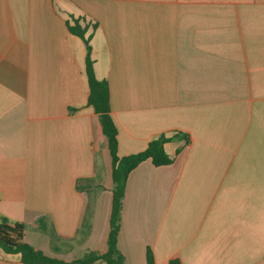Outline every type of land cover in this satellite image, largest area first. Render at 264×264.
I'll list each match as a JSON object with an SVG mask.
<instances>
[{"label":"crops","instance_id":"1","mask_svg":"<svg viewBox=\"0 0 264 264\" xmlns=\"http://www.w3.org/2000/svg\"><path fill=\"white\" fill-rule=\"evenodd\" d=\"M72 17L93 33L119 155L180 136L172 164L128 177L126 264L148 248L156 264H264V0H0V222L66 262L108 249L112 157ZM0 264L23 263L0 249Z\"/></svg>","mask_w":264,"mask_h":264},{"label":"trees","instance_id":"2","mask_svg":"<svg viewBox=\"0 0 264 264\" xmlns=\"http://www.w3.org/2000/svg\"><path fill=\"white\" fill-rule=\"evenodd\" d=\"M80 21L79 18L72 17V22L68 21V28L72 34L80 37L86 45V74L89 84L88 106L92 107L99 116L112 157L113 200L107 240L108 249L105 253L90 251L82 258L72 262L52 258L24 242V224L11 223L9 219L3 218L0 222V249L7 255L18 256L23 264H94L100 260L107 264H126L125 257L118 247V240L128 177L134 169L147 160H151L156 167L172 164L173 159L166 153L165 144L180 138L179 135L170 137L162 135L151 141L144 151L127 156L119 155V131L112 116L110 87L106 80L98 79L95 74L91 46L93 33H88L89 25L83 26ZM96 27L97 25L94 24L93 30ZM40 227L45 229V225L41 221ZM147 264H156L150 248L147 250ZM171 264L178 263L172 261Z\"/></svg>","mask_w":264,"mask_h":264},{"label":"rangeland","instance_id":"3","mask_svg":"<svg viewBox=\"0 0 264 264\" xmlns=\"http://www.w3.org/2000/svg\"><path fill=\"white\" fill-rule=\"evenodd\" d=\"M76 260H78V259H76ZM73 261H75V260H73ZM72 262V261H71Z\"/></svg>","mask_w":264,"mask_h":264}]
</instances>
